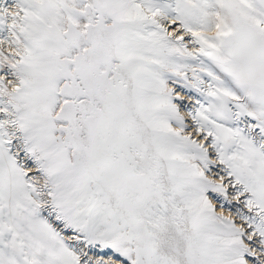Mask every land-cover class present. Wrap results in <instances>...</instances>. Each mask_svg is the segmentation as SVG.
Masks as SVG:
<instances>
[{
	"label": "snow or ice",
	"instance_id": "6c2138e0",
	"mask_svg": "<svg viewBox=\"0 0 264 264\" xmlns=\"http://www.w3.org/2000/svg\"><path fill=\"white\" fill-rule=\"evenodd\" d=\"M0 264H264V0H0Z\"/></svg>",
	"mask_w": 264,
	"mask_h": 264
}]
</instances>
